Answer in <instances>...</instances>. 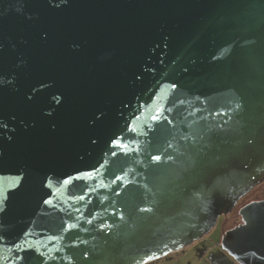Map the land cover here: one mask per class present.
Returning a JSON list of instances; mask_svg holds the SVG:
<instances>
[{
	"label": "water",
	"instance_id": "95a60500",
	"mask_svg": "<svg viewBox=\"0 0 264 264\" xmlns=\"http://www.w3.org/2000/svg\"><path fill=\"white\" fill-rule=\"evenodd\" d=\"M263 183L264 0H0V264H147Z\"/></svg>",
	"mask_w": 264,
	"mask_h": 264
},
{
	"label": "flooded vegetation",
	"instance_id": "af4514ba",
	"mask_svg": "<svg viewBox=\"0 0 264 264\" xmlns=\"http://www.w3.org/2000/svg\"><path fill=\"white\" fill-rule=\"evenodd\" d=\"M247 195L238 201L232 212L221 216L216 226L203 238L180 251L147 264H241L223 248L222 240L228 231L244 224L241 210L245 206L253 202L264 201V194L250 199H247Z\"/></svg>",
	"mask_w": 264,
	"mask_h": 264
},
{
	"label": "snow or ice",
	"instance_id": "6c2138e0",
	"mask_svg": "<svg viewBox=\"0 0 264 264\" xmlns=\"http://www.w3.org/2000/svg\"><path fill=\"white\" fill-rule=\"evenodd\" d=\"M175 87V86H174ZM157 119V117H153V120L155 121ZM116 146H119V147H122V148H126L127 145H124V144H118ZM113 155H115V153H113ZM151 159L154 161V162H160L162 157L160 155H153L151 157ZM118 180H122V177H117ZM141 211H150V209H141ZM121 219H123V217L121 216L120 217Z\"/></svg>",
	"mask_w": 264,
	"mask_h": 264
},
{
	"label": "rangeland",
	"instance_id": "374dc122",
	"mask_svg": "<svg viewBox=\"0 0 264 264\" xmlns=\"http://www.w3.org/2000/svg\"><path fill=\"white\" fill-rule=\"evenodd\" d=\"M264 194V184L253 190L250 194L247 195V199L255 198L257 196H262Z\"/></svg>",
	"mask_w": 264,
	"mask_h": 264
}]
</instances>
